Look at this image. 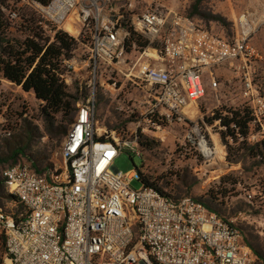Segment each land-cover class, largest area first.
<instances>
[{
    "label": "built area",
    "instance_id": "2783aa9c",
    "mask_svg": "<svg viewBox=\"0 0 264 264\" xmlns=\"http://www.w3.org/2000/svg\"><path fill=\"white\" fill-rule=\"evenodd\" d=\"M11 20L24 10L38 17L47 46L60 32L91 39L87 60L63 57L68 86L78 71L88 77L122 74L137 91L135 127H100L95 92L78 110L58 152L64 165L39 173L30 163L2 170L7 192L24 212L0 206V236L9 264H264L246 241L237 218H223L199 198H175L152 187L136 189L139 168L115 170L123 152L142 156L140 139L174 123L201 148L206 136L190 115L213 90L220 100L218 69L228 64L243 82L242 97L264 138V95L252 76L256 51L246 14L230 39L173 10L135 11L128 0H10ZM133 33L147 39L131 57ZM127 66L128 71L122 68ZM118 76V75H117ZM207 142V141H206ZM202 151V149H201ZM203 153V152H202ZM204 154V153H203ZM253 200L254 194L247 193ZM264 199V198H263Z\"/></svg>",
    "mask_w": 264,
    "mask_h": 264
},
{
    "label": "rangeland",
    "instance_id": "374dc122",
    "mask_svg": "<svg viewBox=\"0 0 264 264\" xmlns=\"http://www.w3.org/2000/svg\"><path fill=\"white\" fill-rule=\"evenodd\" d=\"M129 1L135 11L153 6L193 17L204 28L230 39L237 33L240 16L246 14L252 31L250 42L256 51L251 61L252 76L264 95V0ZM11 5L12 2L6 0L0 7V55L4 46L22 50L19 43L30 34L24 19L36 16L33 11L24 10L21 13L23 19L11 20L7 13ZM139 35L142 43L148 42L141 34H137V37ZM76 41L75 49L67 58L87 60L90 37L84 35ZM138 46V43L130 45L129 56L138 55ZM122 69L128 71L126 65ZM62 70H65L63 65ZM121 75L113 73L110 76L109 73L90 78L78 71L67 92L75 94L79 90L83 96L80 101L87 99L92 91L95 92L94 104L100 127H107L108 130L133 129L135 125L132 122L139 114V109L134 105L137 91ZM217 75L220 100L217 101L213 90L208 88L206 96L198 102V109L190 115L206 136L207 142L203 140L201 148L188 136L192 122L174 123L159 133L146 136V140L152 143L142 149V156L123 152L115 161L116 167L123 172L142 167L143 173L156 180L171 196L192 195L215 206L223 216L237 218V225L247 240L264 255V138H252L260 129L257 124L253 125L248 137L238 135L234 139L231 136L223 137L227 129L219 120L210 123L209 120L218 114L225 117L231 115V111L249 106L241 95L243 82L234 67L223 65ZM75 108L78 105H70L68 115L66 112L54 114L34 92L25 91L0 71V156L19 147L25 153L18 156L17 162L31 164L33 161L40 168L64 165L58 152L65 140V131L72 124L69 117L71 114L75 117ZM261 143L259 149H253V146ZM12 162L0 164V174ZM132 186L139 189L142 183L136 178ZM5 191L8 193L7 189ZM248 192L254 194L253 200L247 198ZM1 204L14 216L24 212L12 198L3 197ZM2 243L3 240H0V249L4 251ZM0 264L9 263L4 259Z\"/></svg>",
    "mask_w": 264,
    "mask_h": 264
},
{
    "label": "trees",
    "instance_id": "16d2710c",
    "mask_svg": "<svg viewBox=\"0 0 264 264\" xmlns=\"http://www.w3.org/2000/svg\"><path fill=\"white\" fill-rule=\"evenodd\" d=\"M6 0L0 1V7ZM45 1V0H44ZM201 0H198V2ZM36 15L35 13H33ZM189 17V16H188ZM23 19V17H21ZM193 18V17H191ZM1 15H0V27H1ZM26 29L30 32L27 34L26 39L19 43V49L15 50L12 46H4L2 54L0 55V71L10 81L21 85L25 91L34 92L36 97L46 103L47 109L54 113H63L70 108V105H78L83 96L79 90L75 94L67 92V85L62 81L60 74L62 70V59L67 57L75 49L77 41L65 32H60L56 36V41L47 46V40L45 39L41 29L38 26V17H29L24 19ZM139 44L138 48L146 46L147 42H141V36L137 37V33H133L131 44ZM130 44V45H131ZM84 95V94H83ZM85 97V96H84ZM71 99V102H70ZM71 103V104H70ZM78 108H75V116ZM71 111L69 110V115ZM68 115V113H67ZM75 118V117H74ZM74 118L69 117L70 123L74 121ZM219 120L221 125L224 126L227 131L223 133V137L231 136L236 139L238 135L242 137H248L254 123V116L250 105L244 109L231 111V115L222 117L220 114L214 116L209 121ZM68 130L65 131L67 134ZM146 136L140 139V145L142 149L149 147L150 140H146ZM261 144L253 146V149H259ZM23 148L15 147L8 154L0 156V164L13 160V163H17L19 155L24 154ZM10 164V165H11ZM32 168L37 172L42 173L46 168H40L35 162L31 163ZM7 167V166H6ZM139 180L145 187H152L157 189L160 193L171 196L165 191L156 180H153L150 176L143 173L142 167L139 168ZM5 179L0 174V206L1 199L3 197L12 198L15 197L6 193ZM173 197V196H172ZM180 198V197H175ZM202 201V199H200ZM211 210L216 211L223 218L220 211L213 205L203 201ZM20 205V204H19ZM23 208V206L21 205ZM24 210V209H23ZM3 240L4 251L0 249V262L5 259V238L0 237ZM248 244L252 247L254 252L260 257L264 258V255L256 249L246 238Z\"/></svg>",
    "mask_w": 264,
    "mask_h": 264
},
{
    "label": "water",
    "instance_id": "95a60500",
    "mask_svg": "<svg viewBox=\"0 0 264 264\" xmlns=\"http://www.w3.org/2000/svg\"><path fill=\"white\" fill-rule=\"evenodd\" d=\"M115 170L117 171V170H119V169L116 167Z\"/></svg>",
    "mask_w": 264,
    "mask_h": 264
}]
</instances>
